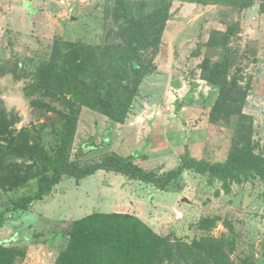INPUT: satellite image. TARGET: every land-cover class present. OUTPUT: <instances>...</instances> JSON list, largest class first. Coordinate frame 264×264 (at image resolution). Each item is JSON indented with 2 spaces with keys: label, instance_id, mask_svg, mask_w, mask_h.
I'll list each match as a JSON object with an SVG mask.
<instances>
[{
  "label": "rangeland",
  "instance_id": "obj_1",
  "mask_svg": "<svg viewBox=\"0 0 264 264\" xmlns=\"http://www.w3.org/2000/svg\"><path fill=\"white\" fill-rule=\"evenodd\" d=\"M200 1L204 3L0 0V102L18 119L16 129L27 131L47 151L55 144L57 125L33 113L31 101L37 96L25 90L55 43L108 47L110 53L103 57L107 62L122 46L120 27L126 15L130 12L137 17L165 4L170 19L153 57L154 70L143 78L129 110L131 116L139 118L126 119L153 139L152 143L148 141L151 147L147 146L144 155L134 157L133 163L146 171L158 172L157 178L163 179L184 159L210 163L227 159L235 124L209 123L218 88L202 76L205 59L227 58L229 76L237 75L244 85L250 86L243 113L252 119V142L264 144V13L259 11L260 1L252 0L245 8L227 6L224 0ZM230 27L235 28L236 35L226 48L208 46L211 31L224 32ZM104 117L88 106L81 108L72 161L80 165L95 163L114 150L127 157L132 155L128 148L120 149L122 128L104 122ZM125 132V147L131 145L138 152L142 145H132L136 130ZM8 187L9 182L0 180V244L26 250L24 260H17L19 264H53L68 240L65 232L72 224L93 213H105L112 205L123 214L151 216L155 221L153 230L171 239L177 236L187 241L199 240L207 233L194 227L201 219H216L209 234L234 235L236 249L230 258L235 264H264V184L259 180L232 183L227 193L220 181L194 170L185 171L163 191L112 172L96 173L80 181L63 176L50 194L34 201L26 211L14 209V205L23 196L36 192L35 181L23 188ZM173 206L182 213L179 220ZM157 213L159 218L154 215ZM224 220L232 230L224 225Z\"/></svg>",
  "mask_w": 264,
  "mask_h": 264
},
{
  "label": "trees",
  "instance_id": "obj_2",
  "mask_svg": "<svg viewBox=\"0 0 264 264\" xmlns=\"http://www.w3.org/2000/svg\"><path fill=\"white\" fill-rule=\"evenodd\" d=\"M259 1V11L264 13V0ZM224 2L240 8L253 3ZM160 7L137 17L126 12L120 27L122 46L107 62L103 57L110 53L108 47L55 43L49 58L32 74V82L25 89L31 96H37L31 101L33 113L57 125L54 130L57 138L49 151L37 139L32 140L27 131L16 129L18 119L0 102V180L9 182L8 190L23 188L33 180L36 183V192L23 196L14 209L26 211L34 201L50 194L63 176L80 181L99 171L150 183L161 191L188 170L207 173L211 179L220 181L227 193L232 183L259 180L264 184V144L252 142V119L243 113L250 86L244 85L237 75L229 76L227 58L205 59L201 64L203 78L218 88L209 123L235 124L232 147L224 162L184 159L176 169L158 179V172L146 171L133 163L136 154L127 157L110 151L100 161L85 165L71 160L83 106L94 109L110 123H125L143 78L154 70L153 57L170 19L168 7L165 4ZM235 35L232 27L224 32L213 30L207 44L226 48ZM2 220L0 215V225ZM215 220L201 219L193 227L207 234L199 240L187 241L158 234L131 214L93 213L75 221L65 232L67 244L53 264H235L230 258L236 249L234 235L209 234ZM223 223L232 230L228 221ZM25 251L0 244V264H19L26 257Z\"/></svg>",
  "mask_w": 264,
  "mask_h": 264
},
{
  "label": "crops",
  "instance_id": "obj_3",
  "mask_svg": "<svg viewBox=\"0 0 264 264\" xmlns=\"http://www.w3.org/2000/svg\"><path fill=\"white\" fill-rule=\"evenodd\" d=\"M129 117H134V118H139V115H137V116H131V114L129 113L128 114V117H127V120H128V118ZM105 118V117H104ZM141 118H142V116H141ZM104 120V122H107L108 121V124H112V123H110L109 122V120L107 119V118H105V119H103ZM125 121V123L124 124H117V125H119L120 126V128H122V132L120 131V140L118 141V142H120V144H121V147H120V149H125V148H128L130 151H129V153L128 154H136V155H140V154H145V151H146V149H147V146H148V141H151V143H152V141H153V139H150V135H148V134H144V132L145 131H139L140 129L138 128V127H136L135 126V124L136 123H134V122H132V121ZM130 124H132V125H130ZM80 125V124H79ZM142 128H143V130H144V124H143V126H142ZM125 129H133V130H136V136H134V140H135V142L132 144V145H135V143L137 142V145H142L141 146V148L139 149V151L137 152V151H135L134 150V147L133 146H127V147H125L126 145L125 144H127V141H128V138H127V132H125ZM157 129V128H156ZM153 131H155V130H153ZM148 133V132H147ZM122 134H123V136H122ZM105 135H108V133H105ZM118 135V134H117ZM142 136H143V139L145 140V142H141V140H142ZM108 137V136H107ZM118 137H119V135H118ZM150 143V142H149ZM151 143H150V145H151ZM149 145V146H150ZM148 146V147H149ZM151 147V146H150ZM150 149V148H149ZM153 151V150H152ZM114 152H116V153H118V154H120V155H122V156H125L126 154H121V153H119V151H117V150H114ZM162 155H164L163 153L161 154V157H162ZM101 172H104V171H99V172H97V173H101ZM91 177V176H90ZM83 180V179H82ZM130 206H132L131 205V203H130ZM110 208H112L111 210H109V211H107V212H105V213H125L124 211H121L120 209H118V207H115V208H117V209H113L114 207H113V205L112 206H109ZM178 207V206H177ZM177 207H175V206H173V209H172V211H174V214H175V212H180L178 209H176ZM181 213V212H180ZM129 214V213H128ZM130 214H133V212H131ZM165 214V213H164ZM155 216H157V218H159L160 217V214L159 213H157V214H154ZM181 215H182V213H181ZM135 216H137L139 219H141L145 224H147L150 228H152V229H154V227H153V225H155V221H154V219H151V216H149V217H145V216H143V215H139V214H136ZM152 220V221H151ZM177 225H179L177 222H176V226ZM155 230V229H154ZM157 233V232H156ZM159 234V233H158ZM66 244H67V242H66ZM66 244H65V246H66ZM65 246L60 250V251H62L64 248H65ZM59 251V252H60ZM58 252V253H59ZM55 259V258H54Z\"/></svg>",
  "mask_w": 264,
  "mask_h": 264
},
{
  "label": "built area",
  "instance_id": "obj_4",
  "mask_svg": "<svg viewBox=\"0 0 264 264\" xmlns=\"http://www.w3.org/2000/svg\"><path fill=\"white\" fill-rule=\"evenodd\" d=\"M175 218L176 220H179L181 218V213L175 212Z\"/></svg>",
  "mask_w": 264,
  "mask_h": 264
},
{
  "label": "water",
  "instance_id": "obj_5",
  "mask_svg": "<svg viewBox=\"0 0 264 264\" xmlns=\"http://www.w3.org/2000/svg\"><path fill=\"white\" fill-rule=\"evenodd\" d=\"M188 200L186 198L183 199V202L186 203Z\"/></svg>",
  "mask_w": 264,
  "mask_h": 264
}]
</instances>
